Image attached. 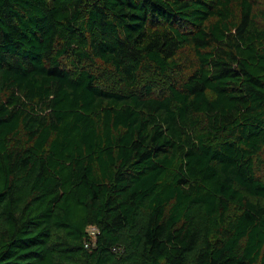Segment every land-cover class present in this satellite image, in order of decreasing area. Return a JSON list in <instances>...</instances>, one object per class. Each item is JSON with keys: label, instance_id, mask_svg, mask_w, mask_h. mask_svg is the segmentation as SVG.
Segmentation results:
<instances>
[{"label": "trees", "instance_id": "16d2710c", "mask_svg": "<svg viewBox=\"0 0 264 264\" xmlns=\"http://www.w3.org/2000/svg\"><path fill=\"white\" fill-rule=\"evenodd\" d=\"M0 264H264V0H0Z\"/></svg>", "mask_w": 264, "mask_h": 264}, {"label": "built area", "instance_id": "2783aa9c", "mask_svg": "<svg viewBox=\"0 0 264 264\" xmlns=\"http://www.w3.org/2000/svg\"><path fill=\"white\" fill-rule=\"evenodd\" d=\"M86 230H87V233L90 235V237L92 239V237L94 236V233H95V227L88 226Z\"/></svg>", "mask_w": 264, "mask_h": 264}]
</instances>
